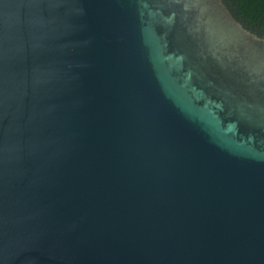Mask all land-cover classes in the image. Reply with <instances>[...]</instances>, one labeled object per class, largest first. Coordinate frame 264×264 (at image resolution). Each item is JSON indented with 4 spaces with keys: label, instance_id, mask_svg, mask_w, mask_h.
I'll list each match as a JSON object with an SVG mask.
<instances>
[{
    "label": "water",
    "instance_id": "95a60500",
    "mask_svg": "<svg viewBox=\"0 0 264 264\" xmlns=\"http://www.w3.org/2000/svg\"><path fill=\"white\" fill-rule=\"evenodd\" d=\"M0 264H264V37L223 0H0Z\"/></svg>",
    "mask_w": 264,
    "mask_h": 264
},
{
    "label": "trees",
    "instance_id": "16d2710c",
    "mask_svg": "<svg viewBox=\"0 0 264 264\" xmlns=\"http://www.w3.org/2000/svg\"><path fill=\"white\" fill-rule=\"evenodd\" d=\"M244 27L264 37V0H223Z\"/></svg>",
    "mask_w": 264,
    "mask_h": 264
}]
</instances>
